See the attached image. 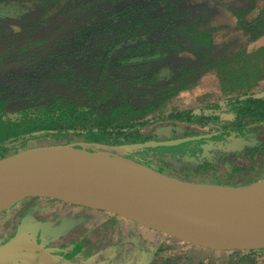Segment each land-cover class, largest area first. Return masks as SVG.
<instances>
[{
  "label": "rangeland",
  "instance_id": "rangeland-1",
  "mask_svg": "<svg viewBox=\"0 0 264 264\" xmlns=\"http://www.w3.org/2000/svg\"><path fill=\"white\" fill-rule=\"evenodd\" d=\"M73 9L78 11L61 36L60 48L5 58L10 69L0 76V85L10 86V81L21 83V88L33 85L36 93L14 114L53 93L84 106L98 101V117L119 120L152 119L220 102L217 121L201 125L158 119L143 129L152 135L148 140L215 136L234 119L223 102L227 96L264 89V0H0V49L49 34ZM20 64L28 68L13 73ZM228 132L240 146H229L226 156L218 151L217 159L207 156V163L200 162V139L177 147L102 148L69 136L60 142L32 140L10 153L41 150L64 152L75 159L112 157L177 178H186L180 172L184 170L192 175L189 180L229 186L264 180V121L247 120ZM174 154L191 161L183 166L164 160ZM34 199L22 198L0 212L4 213L0 239L10 234L9 247L18 246L25 252L23 259L34 264H93L92 258L102 260L100 264H108V259L128 264L130 257L138 260L133 264H264V249L211 250L173 236L157 250H149L148 259L135 257V252L128 254L124 245L128 243L118 236L114 239V223L102 224L88 214L68 220L72 225L60 240L54 236L33 240L28 230L26 238L15 240L19 218L26 214L23 206ZM19 205L22 208L16 210Z\"/></svg>",
  "mask_w": 264,
  "mask_h": 264
},
{
  "label": "water",
  "instance_id": "water-1",
  "mask_svg": "<svg viewBox=\"0 0 264 264\" xmlns=\"http://www.w3.org/2000/svg\"><path fill=\"white\" fill-rule=\"evenodd\" d=\"M209 136L197 134L178 139L138 141L128 147H171ZM51 152L23 150L0 157V190L12 191L21 199L54 198L109 211L208 249L264 248V223L247 222L244 217L229 214L211 202L202 206L196 181L170 176L143 163L112 157H72L76 162L92 158L98 163L95 168L79 173L52 157ZM112 177L116 179L109 183ZM254 183L242 187H251ZM182 186L192 192L184 191ZM146 192H150L152 199L143 203Z\"/></svg>",
  "mask_w": 264,
  "mask_h": 264
},
{
  "label": "trees",
  "instance_id": "trees-1",
  "mask_svg": "<svg viewBox=\"0 0 264 264\" xmlns=\"http://www.w3.org/2000/svg\"><path fill=\"white\" fill-rule=\"evenodd\" d=\"M87 6L88 4L85 5V7ZM77 11V9H73L68 12L63 22L57 24L49 34H45L41 38L27 39L11 49H0V76L10 69L7 68L5 63L7 56H19L32 51L44 50L48 47V50L60 48L63 45L61 36L71 25V19ZM20 66L15 67L12 72L22 73L28 68L25 65L20 64ZM48 66L42 65V68L46 69ZM10 82H12L10 86L0 85V157L10 154L12 150L18 149L32 140L46 141L54 139L60 142L69 136L82 137L102 148L127 147L131 143L150 139L151 133H145L143 129L158 119H172L201 125L220 119V102H213L191 109L174 110L167 115L152 119H146L144 116L130 118L129 120H119L106 115L98 117L97 114H101L100 106L95 103L98 101L91 103L89 106H84L57 93L46 95L44 99H37L33 107H25L19 110V114H14L15 108L24 105L36 93L34 92L35 89L31 90L33 85L28 88H21V83ZM223 102L232 111L234 119L228 126L222 127L215 136L210 134L209 137L200 139V143H203L199 154L203 156L200 161L202 163H207V156L217 159L216 153L218 151H220L221 156H226L231 150V147H229L231 145L240 146L229 134V129H238L247 120L264 121V89L227 96ZM118 106L119 104H117ZM197 140L199 141V139ZM191 142L197 141L190 140L179 145ZM194 156L198 157L196 152ZM168 158L176 160L183 166L187 161H191L186 160L182 154H174L164 158V160H169ZM180 172L186 178L192 176L188 172L185 174L184 170H180ZM205 183L211 182L207 181Z\"/></svg>",
  "mask_w": 264,
  "mask_h": 264
},
{
  "label": "crops",
  "instance_id": "crops-1",
  "mask_svg": "<svg viewBox=\"0 0 264 264\" xmlns=\"http://www.w3.org/2000/svg\"><path fill=\"white\" fill-rule=\"evenodd\" d=\"M35 198L34 200H28L26 205L23 208L26 210V214L22 215L19 220L17 229V237L15 240H19L23 237L26 238L27 231L30 232L31 235L35 236L33 240H39L40 238H44L47 240L49 237L58 238V240L62 239L64 234L67 232V227L72 225L68 223L69 220L78 219L83 215H90L93 218H99L102 224L114 223V239L115 237H119V239L124 240L125 248H128V254L135 252L134 256L139 258H147L149 256L150 251H155L160 247L164 242L171 240L168 235L164 232L151 229L141 223L133 221L131 219L122 217L118 214L109 215L103 212H109L100 209H94L82 205L73 204L67 201H62L54 198H46V197H28ZM47 199H54L55 201H48ZM45 200V201H44ZM18 202V201H17ZM16 202V203H17ZM22 205H19L16 210H20ZM29 208V209H27ZM45 210L46 212L40 211ZM6 212V211H5ZM48 213H52L49 215ZM4 213L0 214V217ZM24 216V218H23ZM90 222V221H89ZM89 222H86V225H90ZM83 223V222H82ZM16 229L13 226V230ZM1 230V227H0ZM41 236V234H43ZM54 233V234H52ZM118 233L119 235L115 234ZM134 236V237H133ZM176 238V237H174ZM4 241L3 243V240ZM113 240V239H112ZM13 240L11 239L10 234L8 236H2V240L0 239V264H34L35 262L32 260L23 259L22 254H25L18 246H14L13 248L9 247V244ZM57 241V239H56ZM46 242V241H45ZM3 243V245H1ZM136 244L135 248L133 244ZM47 248V247H46ZM208 249V248H207ZM213 250V249H211ZM56 257L60 256V253L56 254L53 252ZM51 253V255H53ZM104 257V256H103ZM109 256H107V259ZM115 258V256H114ZM58 259V258H57ZM99 258L91 259L90 263L100 264L102 260H98ZM104 259V258H103ZM127 259V258H126ZM128 264H133V258L127 259ZM108 264H116L117 262L108 261Z\"/></svg>",
  "mask_w": 264,
  "mask_h": 264
},
{
  "label": "bare ground",
  "instance_id": "bare-ground-1",
  "mask_svg": "<svg viewBox=\"0 0 264 264\" xmlns=\"http://www.w3.org/2000/svg\"><path fill=\"white\" fill-rule=\"evenodd\" d=\"M52 157L65 162L68 166L77 169L79 173H85L95 168L98 163L92 158L76 162L69 154L59 151H52ZM78 155V153H77ZM81 155V154H80ZM80 157V156H79ZM116 178H110L112 183ZM186 185V184H185ZM184 191L192 192L185 186ZM199 191L202 206L210 204L226 209L229 214L244 217L247 222L264 223V180L254 183L251 187L219 185L213 183H199L195 186ZM146 192L142 202L149 201L152 197ZM148 197V198H147ZM21 198L19 195L8 190H0V212L12 206Z\"/></svg>",
  "mask_w": 264,
  "mask_h": 264
},
{
  "label": "flooded vegetation",
  "instance_id": "flooded-vegetation-1",
  "mask_svg": "<svg viewBox=\"0 0 264 264\" xmlns=\"http://www.w3.org/2000/svg\"><path fill=\"white\" fill-rule=\"evenodd\" d=\"M264 249V248H263ZM256 250H261V249H256ZM249 251H255V250H249Z\"/></svg>",
  "mask_w": 264,
  "mask_h": 264
}]
</instances>
